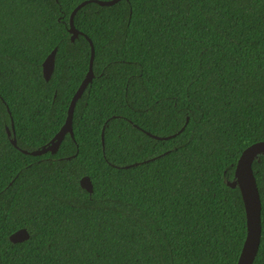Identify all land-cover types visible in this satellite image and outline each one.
Returning <instances> with one entry per match:
<instances>
[{"label":"trees","instance_id":"trees-1","mask_svg":"<svg viewBox=\"0 0 264 264\" xmlns=\"http://www.w3.org/2000/svg\"><path fill=\"white\" fill-rule=\"evenodd\" d=\"M83 1L0 0V264H237L247 218L225 177L264 141V0L89 3L72 41ZM89 39L74 137L23 153L65 123ZM253 171L264 264V156Z\"/></svg>","mask_w":264,"mask_h":264},{"label":"water","instance_id":"water-1","mask_svg":"<svg viewBox=\"0 0 264 264\" xmlns=\"http://www.w3.org/2000/svg\"><path fill=\"white\" fill-rule=\"evenodd\" d=\"M119 1L121 0H85L82 3H80L72 11L70 16L69 32L71 34V40L75 41L79 37V35H81V32L76 28L74 23L75 16L81 8H83L89 3H97L100 6H112L118 3ZM89 42L91 45V58H90L89 70L70 102L65 123L61 127L60 131L50 141L49 144L43 146V148L39 150H35L32 152L23 150L22 151L23 153L30 154L33 156H40L48 152L55 154L59 150L67 134H70L72 137H74L73 118H74L76 104L78 100L83 96L88 86L93 82V79L95 77L94 74L95 47L90 39ZM56 54H57V48H55L43 62L42 65L43 75L46 81H49L51 79L53 72L55 70ZM12 126L14 127L13 124ZM7 132H8V136L11 137L12 132L9 129H7ZM148 134L159 140H167L173 137V136L159 137L152 135L150 133ZM102 141L104 144V131L102 132ZM11 142L14 146L17 147V140L15 136L11 138ZM261 156H264V141L256 142L250 145L249 147H247L242 152L237 162L234 180L230 181L228 180L227 177H225V182L229 187L231 188L238 187L240 189L245 206L246 218H247V234L237 264H254L261 244L262 201L253 171L254 162ZM135 165L136 164H133V166ZM130 166L131 165H128L126 166V168H129ZM80 183L82 188L87 190L89 193L93 192V184L90 177L88 176L83 177ZM29 238L30 235L26 228L19 229L10 236V240L13 243H21L28 240Z\"/></svg>","mask_w":264,"mask_h":264}]
</instances>
